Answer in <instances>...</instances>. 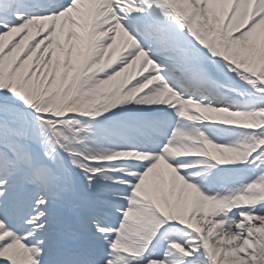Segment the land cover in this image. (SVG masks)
<instances>
[{
    "label": "snow or ice",
    "instance_id": "6c2138e0",
    "mask_svg": "<svg viewBox=\"0 0 264 264\" xmlns=\"http://www.w3.org/2000/svg\"><path fill=\"white\" fill-rule=\"evenodd\" d=\"M0 264H264V0H0Z\"/></svg>",
    "mask_w": 264,
    "mask_h": 264
}]
</instances>
